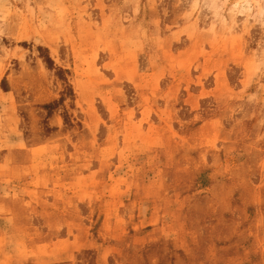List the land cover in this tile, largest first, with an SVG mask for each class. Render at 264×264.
<instances>
[{"label": "rangeland", "instance_id": "1", "mask_svg": "<svg viewBox=\"0 0 264 264\" xmlns=\"http://www.w3.org/2000/svg\"><path fill=\"white\" fill-rule=\"evenodd\" d=\"M0 264H264V0H0Z\"/></svg>", "mask_w": 264, "mask_h": 264}]
</instances>
